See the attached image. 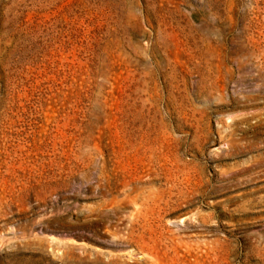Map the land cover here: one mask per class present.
I'll return each instance as SVG.
<instances>
[{"label":"rangeland","instance_id":"rangeland-1","mask_svg":"<svg viewBox=\"0 0 264 264\" xmlns=\"http://www.w3.org/2000/svg\"><path fill=\"white\" fill-rule=\"evenodd\" d=\"M0 264H264V0H0Z\"/></svg>","mask_w":264,"mask_h":264}]
</instances>
